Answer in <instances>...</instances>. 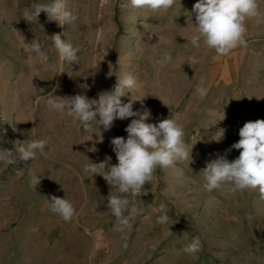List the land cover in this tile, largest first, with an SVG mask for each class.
Here are the masks:
<instances>
[{
  "label": "rangeland",
  "instance_id": "obj_1",
  "mask_svg": "<svg viewBox=\"0 0 264 264\" xmlns=\"http://www.w3.org/2000/svg\"><path fill=\"white\" fill-rule=\"evenodd\" d=\"M33 2L0 0V149L15 154L25 140L49 143L33 161L0 163V264H264V201L258 190L232 192L223 184L208 192L201 172L217 155L238 157L240 150L231 145L239 129L264 119V0L261 14L245 21L247 47L219 60L202 42L199 48L188 42L197 0H176L163 13L133 9L130 0H68L78 19L63 27L43 12L39 24L24 20ZM58 33L80 47L77 64L62 63L52 48L48 37ZM34 38L54 68L45 71L34 53L24 51ZM192 57L198 62L191 63ZM125 72L137 85L123 102L131 101L140 114L148 110L147 123L174 117L193 147L191 160L156 170L135 197L139 214L130 218V227L116 231L107 207L110 186L83 169L108 157L117 164L111 140L127 139L125 128L139 116L117 120L108 131L95 124L78 130L79 121L50 111L46 100L98 98ZM201 82L209 88L204 99L195 94ZM82 83L89 88H80ZM32 174L40 177L36 189ZM51 196L65 197L78 216L65 222L54 214ZM161 204L171 217L166 225L157 223ZM197 236L203 247L193 258L183 248Z\"/></svg>",
  "mask_w": 264,
  "mask_h": 264
},
{
  "label": "clouds",
  "instance_id": "obj_2",
  "mask_svg": "<svg viewBox=\"0 0 264 264\" xmlns=\"http://www.w3.org/2000/svg\"><path fill=\"white\" fill-rule=\"evenodd\" d=\"M176 0H130L133 9H147L153 12H167L172 9ZM192 11L195 13L194 33L188 41L192 46L199 48L201 42L209 49L215 51L213 60L230 55L237 47H247L246 19L259 16V0H197ZM45 13L48 21L56 22L59 26L69 25L78 19L75 11L69 9L68 0H47L45 3L34 2L24 9V20L29 23L39 24L38 18ZM61 33L48 37L59 55L62 63L69 65L79 61L80 47L62 39ZM165 43L170 41L163 38ZM24 51L34 53L44 65V70L54 68L55 65L47 63L48 56L43 50V45L35 38L30 43L25 42ZM171 59V57H167ZM191 63L197 59L189 58ZM135 77L125 72L117 77L116 83L110 90L103 91L98 98L89 99L84 94L71 97H49L46 106L50 111L60 116H67L80 122L87 131L93 124L97 130L103 128L110 130L115 121L128 120L131 122L125 128L127 139L114 137L111 140L113 151L118 163L110 164V157L105 161L91 162L84 167V172L94 177L100 175L110 186L107 199L108 214L113 216L116 224L114 230L124 231L130 227V218L139 214L135 197L140 196L146 183H152L157 169L174 167L177 162L191 160L192 147L185 142V125L178 123L174 117L162 119L157 123H147L150 112L145 110L140 114L133 110L131 101L125 103L122 98L136 88ZM88 89L87 83L79 85ZM209 88L203 83L197 84L195 94L201 99L206 98ZM42 98L37 97V103ZM223 115V119H224ZM220 141L224 130L219 131ZM239 140L231 145V149L240 150L239 156L229 161L226 155H217L206 163L203 173V188L211 192L219 189L223 184H230L231 191L258 190L259 199L264 201V119L247 121L239 129ZM49 143L47 138L25 140L20 143L16 153L9 148L0 149V163L8 165L17 161H33L37 154H44V149ZM96 149L93 148L92 151ZM40 177L32 174L30 185L36 189ZM132 197V199H129ZM50 210L58 214L65 222L72 221L78 216L77 209L65 197L51 196L49 198ZM125 211L129 216H125ZM157 223L166 225L171 218L167 206L161 204ZM169 234L172 232L169 230ZM91 235V233H89ZM203 244L200 237H193L185 245L183 251L196 258L202 250Z\"/></svg>",
  "mask_w": 264,
  "mask_h": 264
}]
</instances>
